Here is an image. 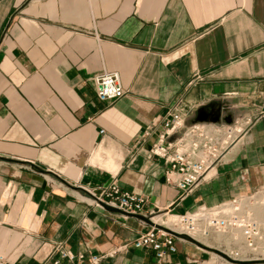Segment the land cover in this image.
<instances>
[{
  "label": "crops",
  "instance_id": "crops-1",
  "mask_svg": "<svg viewBox=\"0 0 264 264\" xmlns=\"http://www.w3.org/2000/svg\"><path fill=\"white\" fill-rule=\"evenodd\" d=\"M103 70L120 75L122 97L98 99ZM263 96L264 0H0L1 264H52L58 243L101 255L99 264H187L200 255L187 242L164 260L134 247L149 219L93 202L86 189L115 182L155 213L255 191ZM173 105L187 123L210 105L215 122L250 118L182 199L149 154L157 131L147 129Z\"/></svg>",
  "mask_w": 264,
  "mask_h": 264
},
{
  "label": "built area",
  "instance_id": "built-area-1",
  "mask_svg": "<svg viewBox=\"0 0 264 264\" xmlns=\"http://www.w3.org/2000/svg\"><path fill=\"white\" fill-rule=\"evenodd\" d=\"M93 80L97 97L102 102L120 98L125 92L117 71L103 70L95 74ZM262 98L264 101V96ZM260 112L264 114V109ZM161 116L158 123L154 122L147 129L149 132L153 129L157 131L149 154L163 159L165 183L179 189L180 199L193 192L199 182L207 179L210 170L235 143L244 125L250 122V118H238L224 123L198 120L187 123L186 116L177 105L168 108ZM239 126L241 130L237 131ZM263 186L251 193L234 195L213 206L201 205L184 213L162 212L164 216H174V227L152 221L157 212L146 209L147 197L142 193L122 189L115 182L86 190L93 202L116 207L126 215L147 217L151 224L133 240V245L139 249H151L155 259L164 260L175 253L177 240L203 243L201 239H206L216 244L212 248L218 250L219 257L232 263L230 259L264 261V219L255 213L256 208L264 207V200L258 198L264 193ZM54 248L49 258L52 264H99L102 257L89 254L85 258L59 243ZM1 258L0 255V264Z\"/></svg>",
  "mask_w": 264,
  "mask_h": 264
},
{
  "label": "rangeland",
  "instance_id": "rangeland-1",
  "mask_svg": "<svg viewBox=\"0 0 264 264\" xmlns=\"http://www.w3.org/2000/svg\"><path fill=\"white\" fill-rule=\"evenodd\" d=\"M243 125H244V123H243ZM243 125H242V127H243ZM239 130H241L240 126H239V128H237V131H239ZM211 176H212V173H211ZM260 189H262V188H260ZM236 195H241V194H236ZM225 201H227V200H224L222 202H225ZM154 215H153L154 218L160 217V218H163L165 220H167L171 216L170 214H167L166 216L161 215L160 212H157ZM170 227H174V225L170 226ZM202 241H203V243H194V242H189L186 240L182 241L184 243L187 242L188 244H190L194 248V250H196L200 254L199 256H196V257L195 256H189V255L186 256V257L191 259L187 262V264H238V263H235L233 261H232V263H230V262L228 263L224 259L219 257V255L217 254L218 250L212 248V246L216 245L215 243L212 242V240H209V241L202 240ZM245 264H264V261H258V262L257 261H250V262H246Z\"/></svg>",
  "mask_w": 264,
  "mask_h": 264
},
{
  "label": "bare ground",
  "instance_id": "bare-ground-1",
  "mask_svg": "<svg viewBox=\"0 0 264 264\" xmlns=\"http://www.w3.org/2000/svg\"><path fill=\"white\" fill-rule=\"evenodd\" d=\"M215 167H213L211 170H210V172L208 173V175H207V179H209L210 178V174H211V171L214 169ZM210 175V176H209ZM258 198H260V199H262V200H264V193H262V194H260L259 196H258ZM255 213H256V215H257V217H259V218H261V219H264V207H258V208H256V210H255ZM155 216V215H154ZM174 220H175V218H174V216H170V218H168L167 220H165V219H163V218H155L154 219V217H152V221H154L155 223L157 222V223H160V224H162V225H164V226H167V227H170V226H173L174 225ZM168 221V222H167ZM201 240H206V239H201Z\"/></svg>",
  "mask_w": 264,
  "mask_h": 264
},
{
  "label": "water",
  "instance_id": "water-1",
  "mask_svg": "<svg viewBox=\"0 0 264 264\" xmlns=\"http://www.w3.org/2000/svg\"><path fill=\"white\" fill-rule=\"evenodd\" d=\"M197 119L198 120H203V121H207V122H210V121H218L220 119V109H216V110H212L210 111L209 113L206 114V112L204 111L203 108H199L197 110ZM228 121H230L229 118H227ZM231 261L235 262V263H238V264H243V263H246L247 261H235V260H232L230 259Z\"/></svg>",
  "mask_w": 264,
  "mask_h": 264
},
{
  "label": "flooded vegetation",
  "instance_id": "flooded-vegetation-1",
  "mask_svg": "<svg viewBox=\"0 0 264 264\" xmlns=\"http://www.w3.org/2000/svg\"><path fill=\"white\" fill-rule=\"evenodd\" d=\"M209 110L208 111H205L206 112V114L207 113H209L210 111H212L213 109L211 108V105L209 106V108H208ZM226 118H229V119H231L232 117H231V115H226Z\"/></svg>",
  "mask_w": 264,
  "mask_h": 264
}]
</instances>
